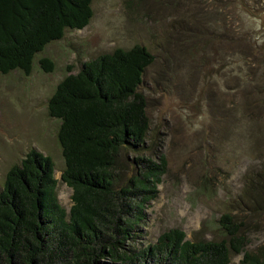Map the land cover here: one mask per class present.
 Returning <instances> with one entry per match:
<instances>
[{"label": "rangeland", "instance_id": "rangeland-1", "mask_svg": "<svg viewBox=\"0 0 264 264\" xmlns=\"http://www.w3.org/2000/svg\"><path fill=\"white\" fill-rule=\"evenodd\" d=\"M92 9L86 28L66 29L36 55L30 75L0 74V192L10 169L35 149L52 158L59 201L70 210L61 121L50 116L49 100L85 62L141 45L155 57L139 88L150 121L142 153L155 160L165 154L168 170L129 248L154 244L171 229L194 242L227 239L220 220L229 214L244 225L245 251L258 252L264 206L253 208L257 195L245 179L264 164V113L247 105L238 63L247 60L243 70L254 72V50L264 61L257 36L264 35V0H94ZM42 58L54 63L52 72L42 69ZM243 257L233 255L230 264Z\"/></svg>", "mask_w": 264, "mask_h": 264}, {"label": "trees", "instance_id": "trees-1", "mask_svg": "<svg viewBox=\"0 0 264 264\" xmlns=\"http://www.w3.org/2000/svg\"><path fill=\"white\" fill-rule=\"evenodd\" d=\"M93 1L0 0V74L30 75L48 44L66 29L90 24ZM257 36L264 44V35ZM254 52L255 71L243 70L247 60L238 69L247 105L252 101L264 113V61ZM154 60L141 45L117 49L85 62L58 85L48 110L61 121V181L73 190L72 206L68 211L59 201L52 158L32 149L10 169L0 192V264H230L243 253L240 264H264V247L245 251L244 225L229 214L220 220L227 239L194 242L171 229L154 244L129 248L168 170L165 154L155 160L142 153L150 121L139 88ZM40 65L54 70L49 58ZM245 184L256 193L252 206L258 210L264 206V164L249 170Z\"/></svg>", "mask_w": 264, "mask_h": 264}]
</instances>
